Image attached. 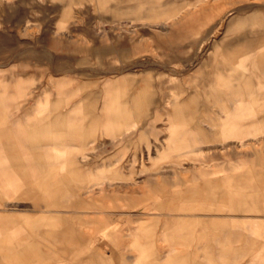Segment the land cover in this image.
<instances>
[{"label": "rangeland", "instance_id": "rangeland-1", "mask_svg": "<svg viewBox=\"0 0 264 264\" xmlns=\"http://www.w3.org/2000/svg\"><path fill=\"white\" fill-rule=\"evenodd\" d=\"M200 1L204 6L215 3ZM243 2L230 6L213 37L201 41L194 34L190 41L182 43L185 51L182 64L171 57L166 32L138 27L139 41H132L126 30L115 27V23L131 18L130 13H101L90 0H0V92L5 87L4 80L12 78L13 113L20 114L21 108L30 109L33 98H37L35 101H41L40 111L30 118L31 122H38L41 117L68 115L71 105L92 91L99 95L96 105L100 110L105 99L100 93L110 80L124 78L132 95L143 86V80L149 83L143 90L144 106L133 110V119L122 125H101L93 134H86V127H82L77 136L71 135L70 125L60 126L68 130V146L64 150L53 147L62 141L50 142L40 133L37 135L39 151L68 158L83 168L92 167V174L79 176L90 182L103 181V190L91 192L88 197L82 196L77 182L71 180V193L77 194L71 196V201L80 197L85 202L75 209L80 212L99 209L103 213L86 215V224H75L89 235L84 246H71V230H61L59 240L63 243L54 247L58 256L65 259L57 264H160L161 250L168 244L172 253L177 251L186 256L179 264H264V221L260 218L264 216V188L260 186L264 176V121H259L264 119V74L242 79L249 84L221 82L220 97H231L225 100H214L212 96L209 100H184L185 95L179 93L181 85L186 94L198 87L194 72L207 58L211 44L225 34L230 14L232 18L252 13L253 20L249 30L242 27L235 31L249 36L229 38L231 43H264V18L257 13L264 0ZM197 8L193 5L188 11L195 12ZM254 13L257 14L253 16ZM111 18L117 19L116 22ZM155 18L172 26L166 20L167 14ZM206 18L210 24L220 20L212 13L206 14ZM142 31L147 32L146 36L141 35ZM118 34L128 48L110 50L101 54V58L90 53L102 40L111 48ZM210 63L206 76L212 70ZM103 70L108 73L90 74ZM159 75L165 85L156 84ZM232 88L245 93L228 95ZM199 91L212 92L206 86ZM201 106L204 117L219 118L221 131L213 134L205 126L207 132H188V140L183 143L187 147L160 149L170 134L167 128L170 118L165 112L175 110L172 119L180 125L185 118L178 116L179 109H187L195 116ZM81 118L78 121L84 124ZM151 123L158 131L150 133L145 141L140 139L141 142L127 147L121 139L112 141V136L119 134L118 129L135 128V124L147 127ZM94 147L98 149L93 150ZM81 155L89 158L82 161L77 157ZM133 159L134 164H130ZM111 162L124 166L125 172L139 174L119 176L110 171L116 164L107 167ZM28 170L35 171L30 167ZM11 178L12 189L0 177V203L9 204L7 208L15 213L17 206L12 203L23 182L19 176ZM110 181L115 183V190L109 187ZM29 203H20V208ZM169 222V228L164 230ZM162 230L169 233L166 238ZM129 233L140 235L136 238L138 243H151L148 260L126 259L130 253L138 254L126 244L131 240ZM71 249L81 262H73ZM114 250L123 260L111 256ZM100 252L105 259H100Z\"/></svg>", "mask_w": 264, "mask_h": 264}, {"label": "crops", "instance_id": "crops-1", "mask_svg": "<svg viewBox=\"0 0 264 264\" xmlns=\"http://www.w3.org/2000/svg\"><path fill=\"white\" fill-rule=\"evenodd\" d=\"M90 1L94 3L95 9L101 13H130L131 18L125 19V21L120 23H115L114 25L115 27L118 26V28L126 30L130 34L132 41L134 39L139 41L136 37L139 34L138 27H151L166 32L167 41L170 44L168 49L172 55L171 57L175 62L182 64L184 61L183 54L185 52L182 43L190 41L194 34L200 36L201 41L206 37H213L217 25L221 24L222 19L226 16L225 13L232 8L230 6L245 4L243 2L244 0H239V2L237 0H214L215 3L211 6L200 4V0H187L185 3L182 0ZM193 5L198 8L195 12H189V8H192ZM263 6V4L258 6L260 12L258 11L257 13H261L260 15L264 18ZM208 13L220 17V20L215 24H210L208 18H206V14ZM257 13H254L253 16ZM159 14H167L166 20L169 19L172 22V26L168 27V21L164 19L156 20L155 17ZM251 15L252 13L243 15L242 17L237 16L231 18L230 14L227 17L228 21L225 24V34L220 37L219 41L215 40L211 44L207 58L199 63V67L194 72L195 82H199L198 87L195 90L193 89L194 92L186 94V91L181 85L179 93L185 95L184 100H209L210 96L214 100H225L231 97H220L219 85L221 82H224V84H249V81L244 82L242 79L258 76L261 73L264 74V43L235 44L229 40V38L236 36L243 37L248 35L246 32L236 33L235 31L242 27L244 29L246 27L247 29L248 27L251 28L253 22ZM111 20L116 22L115 20L117 19L111 18ZM146 34V31L141 32L143 36H146ZM262 35L264 36V33ZM121 36V34H118L113 40L111 48H107V43L105 44V41L103 42L102 40L100 44L90 49V53L97 54L101 58V54L103 55L110 50L128 48L127 42L122 40ZM158 46H162V44ZM209 63L212 70L206 76V66ZM52 66L53 68H57L55 65ZM63 67L67 68L68 65H63ZM106 72L108 73V71L103 70L90 74L92 76H98ZM220 78L227 81H220ZM239 78L241 80L237 82L236 79ZM5 80V87L0 92V177L3 176V179L10 189H12L11 181L13 180L11 176H19L23 185H20L21 190L15 202L12 203L17 206L15 213L9 211L7 208L9 204L3 205L0 203V264H57L60 260L65 259L58 256L54 247L63 243L59 240L62 234L61 230H71V246L75 244L84 246L89 241V235L84 234L75 224L77 222L86 224V215H100L103 213L99 209L95 211L82 210L81 212L75 209L78 205H85V202L80 197L71 201V196L77 195L73 192L71 193V180L77 182L78 190L82 191L81 195L88 197L91 196V192L97 191L98 193L103 190V181L97 180L90 182L82 178V176H79L81 173H84V175L92 174L94 170L92 167L83 168L78 165V162H71L68 158L39 151L38 144L40 143V139L37 138V135L40 133L46 138L45 140H50V142H55L56 139L62 141L61 143H54L53 147L56 150H64L68 146L66 142L69 136L68 130H64L60 126L70 125L71 135L77 136L82 133V127L87 128L84 129L86 134H93L101 125L104 127L122 125L126 120L133 119V110H138L144 106L145 99L143 90L149 83L148 80H143V86L139 87L132 95L130 92L131 89L127 91L125 85L126 80L124 78L110 80L101 90L100 94L102 96L104 94L105 99L100 110V107L98 108L96 105L99 95L96 91H92L85 98L71 105V112L68 115L57 114L51 119L41 117L38 122L33 123L30 121V118L40 111L41 101H35L37 98H33L34 104L30 109L21 108L20 114L13 113V92L11 88L13 79L7 78ZM156 84H166L162 75L156 77ZM204 86L211 88L212 92H200L199 90H203ZM244 93L237 92L235 88L227 92L228 95H232L233 97L240 96V94ZM189 95L190 97H188ZM233 99H236V97ZM154 102L155 104L157 103L156 100ZM203 107L201 106V108L195 111V116L192 113L190 114L187 109H179L180 114L178 116L185 118L180 125L175 124V120L172 119L175 115L173 114L175 110L171 111L168 109L165 114L167 115V119L170 118L168 119L169 124L167 127L170 130V134L165 138V143L159 148L172 149L187 147L183 143L188 140V132H207L205 126L209 127L208 131L211 133H219L221 131L219 118L210 120L204 117L201 111ZM80 116L84 118V124L78 121L81 118ZM259 121H264V119ZM136 125H134L135 128L116 130L119 134H114L112 141L121 139L123 146L127 147L131 143L141 142L140 139H143V141L147 140L150 133L158 131L154 123H151L147 127H136ZM28 148L30 150L29 152ZM95 149H98V147L93 148V150ZM149 149L151 147L148 145L147 150ZM28 156L31 157L30 160H28ZM77 157L85 161L89 158V155ZM134 160L130 164H134ZM116 163L111 162L106 165L107 167H111ZM55 165L62 166V169H59ZM65 166L66 170H63ZM29 167L34 168L35 171L30 173L28 170ZM123 169L124 166H117L116 164L113 168H110V171L119 173V176L131 177L139 174L125 172ZM261 177L263 180H261L260 186L264 188V176ZM119 178L124 180V177ZM121 183L124 184L123 181ZM108 185L115 190V183L110 181ZM22 202H26V204L28 202L30 203L23 209L20 208V203ZM263 217L261 216L260 218L264 221ZM168 225L170 226V222L167 225L165 223L163 229L166 230L169 228ZM168 234V232L163 231V238H166ZM138 236L140 235L129 233L128 237L131 240L126 242L128 246L130 245L131 250L138 253L137 255L130 253L129 256H126V259H130L133 262L148 260L152 250L151 243L147 242L145 245L138 243L136 241ZM166 241L167 239H164L163 242L166 243ZM42 249L50 252L44 253ZM161 253L159 259L160 264H179L182 260L187 259L186 256L177 251L176 253H172L171 244L163 247ZM71 254H73V262H81V259L75 256V250L71 249ZM110 254L116 259H121L117 250H114ZM141 254L143 255L141 256ZM99 255L100 259H105L104 254L100 252ZM86 262L89 263L90 260Z\"/></svg>", "mask_w": 264, "mask_h": 264}]
</instances>
